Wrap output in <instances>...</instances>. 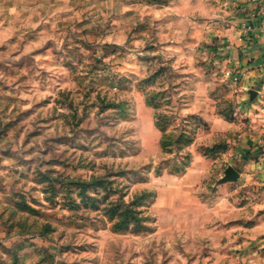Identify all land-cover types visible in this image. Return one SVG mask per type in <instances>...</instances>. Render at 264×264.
I'll return each instance as SVG.
<instances>
[{
    "label": "rangeland",
    "instance_id": "374dc122",
    "mask_svg": "<svg viewBox=\"0 0 264 264\" xmlns=\"http://www.w3.org/2000/svg\"><path fill=\"white\" fill-rule=\"evenodd\" d=\"M230 15L0 0V264H264L261 241L231 236L258 185L220 182L264 157L239 139L264 120L252 89L217 50Z\"/></svg>",
    "mask_w": 264,
    "mask_h": 264
},
{
    "label": "crops",
    "instance_id": "0c3cea01",
    "mask_svg": "<svg viewBox=\"0 0 264 264\" xmlns=\"http://www.w3.org/2000/svg\"><path fill=\"white\" fill-rule=\"evenodd\" d=\"M235 4L237 6L233 7ZM228 19L229 27L225 33L221 34L223 41H219L220 45L217 50L225 61H231V65L237 64L241 67L239 72L243 75L244 89L256 91L248 112L251 115L250 118L252 119L254 115H261L264 119L262 112L253 110L255 106H260V103H262L261 108H264V0H231V15ZM259 125L263 127L246 128V131H243L239 137L247 143L246 148L252 154L256 153L259 148H264V120L259 121ZM241 165L240 171L238 170V179L231 182V198L239 189V185L245 181L258 185L255 189L257 194H255V199L243 201L238 205L231 204V213L235 214L237 210L249 215L257 214V218L246 217L244 222L241 221L236 226L231 225V229L239 227L244 229L243 236L239 238L231 232L234 238L233 244L257 245L258 240L264 244V201L262 200L264 190L259 186L264 185V182H261L262 179L264 180V157L259 159L248 157L247 161H243ZM246 219L247 221L255 220V223L246 224Z\"/></svg>",
    "mask_w": 264,
    "mask_h": 264
},
{
    "label": "water",
    "instance_id": "95a60500",
    "mask_svg": "<svg viewBox=\"0 0 264 264\" xmlns=\"http://www.w3.org/2000/svg\"><path fill=\"white\" fill-rule=\"evenodd\" d=\"M249 98L253 99L256 96V91L255 90H249ZM239 177V173L236 169H234L231 166H228L225 171H224V175L222 176V178L220 179V182H234L238 179Z\"/></svg>",
    "mask_w": 264,
    "mask_h": 264
}]
</instances>
